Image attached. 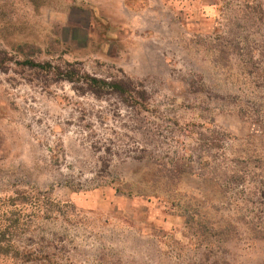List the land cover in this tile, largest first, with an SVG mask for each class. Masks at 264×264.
Masks as SVG:
<instances>
[{
	"label": "rangeland",
	"instance_id": "obj_1",
	"mask_svg": "<svg viewBox=\"0 0 264 264\" xmlns=\"http://www.w3.org/2000/svg\"><path fill=\"white\" fill-rule=\"evenodd\" d=\"M257 1L246 40L244 0H0V264H264V133L232 111ZM25 59L129 78L151 110ZM173 156L193 172L164 184Z\"/></svg>",
	"mask_w": 264,
	"mask_h": 264
},
{
	"label": "trees",
	"instance_id": "obj_2",
	"mask_svg": "<svg viewBox=\"0 0 264 264\" xmlns=\"http://www.w3.org/2000/svg\"><path fill=\"white\" fill-rule=\"evenodd\" d=\"M241 12V19L250 23L245 28L246 36L244 39L247 40L248 34H250V27L252 25H256V21H261L262 9L257 0H244L243 9H241ZM253 52L254 47H246L245 55L248 58V61H246L245 65L240 67L238 72L240 73L239 75H242L245 80L243 83L248 87H256L257 91L246 93L244 96L249 95L252 98H246L247 101H239L238 105H235L232 109V111L235 112L239 117L246 120L247 124L251 128V135H254L255 133H264V65L253 59ZM22 63L31 68H39L49 71L56 78L66 80L72 84H80L79 88L84 87L97 97L104 95H116L119 96L123 102L129 106L138 108L140 111L151 110L149 102L150 97L145 87L129 78L106 79L91 75L86 71L77 70L68 65L65 67H60L58 65H52L48 62L36 63L29 59H25ZM5 67L6 63L4 58H0V70H3ZM169 120L170 119L168 117H163L164 122H169ZM197 134L198 137L195 141L199 146V149L204 146H207L209 149L219 146V143L217 142L219 139L216 137V134H211L212 136L206 137L208 143L203 141L205 137L202 136H204V134ZM206 155L207 154H204L202 151V153L199 154L193 153L192 156H195L194 158L197 159H195V161L199 165L202 162V158ZM230 161L233 163V167L229 168L232 174L235 176L244 179L251 174L252 171H250V169H246V161L240 156H235L234 158L230 159ZM154 163H158L156 165H161L163 168L168 165V168H165V174L163 175V180H165L163 181L164 184L176 183L180 175L185 171L188 173L193 172V168L189 165V162L184 159V156H173L169 162L162 161L160 164L159 162ZM217 165L215 164V166ZM157 182V180H153L154 184H157ZM256 190L264 193V185L256 187Z\"/></svg>",
	"mask_w": 264,
	"mask_h": 264
}]
</instances>
